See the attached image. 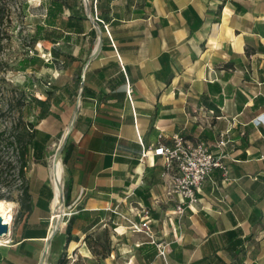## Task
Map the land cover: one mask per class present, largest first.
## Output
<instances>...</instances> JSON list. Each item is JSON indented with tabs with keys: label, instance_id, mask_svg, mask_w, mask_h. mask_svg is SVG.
Returning <instances> with one entry per match:
<instances>
[{
	"label": "crops",
	"instance_id": "obj_1",
	"mask_svg": "<svg viewBox=\"0 0 264 264\" xmlns=\"http://www.w3.org/2000/svg\"><path fill=\"white\" fill-rule=\"evenodd\" d=\"M87 3L73 0L47 21L48 3L37 25L75 72L55 100L73 108L62 154L71 215L63 213L45 263L264 264V127L255 121L264 118V0ZM176 134L216 156L227 141L226 176L214 170L181 215L179 198L165 195L162 158L140 161ZM41 173L18 204L0 264L42 262L54 195ZM129 214L147 223L165 259L126 228Z\"/></svg>",
	"mask_w": 264,
	"mask_h": 264
},
{
	"label": "rangeland",
	"instance_id": "obj_2",
	"mask_svg": "<svg viewBox=\"0 0 264 264\" xmlns=\"http://www.w3.org/2000/svg\"><path fill=\"white\" fill-rule=\"evenodd\" d=\"M48 3L49 0H0V199L14 203L11 229L20 218L18 208L25 199L22 191L29 188L31 193L38 172L42 171L44 173L41 175L46 176L48 158L53 156L59 139L73 117V108H66L55 100L60 85L65 88L62 93L67 94V85L75 81V72L64 68L59 47L51 46L47 40H39L47 39V32L35 38L36 26L42 21ZM22 60H31V66L21 69ZM47 96L50 100L49 116L37 129L51 138L44 150L43 160L35 163L30 159L22 180L17 173L18 153L26 142L23 126L26 113L24 111L21 120L22 107L17 104L23 98L27 103L30 98L45 100ZM64 147L58 151L62 167ZM46 182L49 184L48 179ZM62 190L63 213H66L63 180ZM66 218L62 216L61 221L65 223Z\"/></svg>",
	"mask_w": 264,
	"mask_h": 264
},
{
	"label": "built area",
	"instance_id": "obj_3",
	"mask_svg": "<svg viewBox=\"0 0 264 264\" xmlns=\"http://www.w3.org/2000/svg\"><path fill=\"white\" fill-rule=\"evenodd\" d=\"M256 125L264 127V118L259 116L255 119ZM227 141L221 140L216 144L220 150L219 155H214L207 144L203 142H192L186 140L179 134L173 136L172 144L169 146L157 144L148 146L147 150L142 154L140 161L148 155L162 158L167 181L165 185V195L168 198L177 196L180 204L175 207V213L183 214L185 207L190 208L197 202L199 194L204 182L210 180L214 170L223 171L224 176L227 174L226 167L222 163V158L227 156ZM157 203V201H155ZM185 206V207H184ZM64 215L70 216V212ZM126 223V228L134 233H143L152 243L157 245L158 255L165 259L166 252L161 243L154 238L151 228L146 222L136 223L133 221L131 214L122 216ZM7 246L10 239L3 242Z\"/></svg>",
	"mask_w": 264,
	"mask_h": 264
},
{
	"label": "trees",
	"instance_id": "obj_4",
	"mask_svg": "<svg viewBox=\"0 0 264 264\" xmlns=\"http://www.w3.org/2000/svg\"><path fill=\"white\" fill-rule=\"evenodd\" d=\"M73 0H49V4L46 8V19H54L61 14L64 9L71 10ZM49 26L51 24H48ZM47 32L46 38L52 35V31H49L43 27L36 26L35 38L38 39L40 33ZM20 65L21 69H26L31 66V60H22ZM49 96L45 100H39L37 98H30L26 103L25 98L22 102H18L17 105L22 107L19 118L22 120L24 117V111L26 113V119L24 120L25 138L26 142L21 146L18 153V176L24 180V172L28 167L29 160H33L35 163H40L43 160L44 150L50 141V135L42 133L37 129L38 124L49 115ZM25 194V190L22 191ZM4 200V199H1ZM67 235L69 234L68 227L66 228ZM68 239H70L68 237Z\"/></svg>",
	"mask_w": 264,
	"mask_h": 264
},
{
	"label": "bare ground",
	"instance_id": "obj_5",
	"mask_svg": "<svg viewBox=\"0 0 264 264\" xmlns=\"http://www.w3.org/2000/svg\"><path fill=\"white\" fill-rule=\"evenodd\" d=\"M69 129L71 126H68ZM68 128H66L61 136V138L58 141V146L56 149H54V154L49 160V164L47 166V179L49 181L50 187L53 191V199L50 204V209H51V216H50V225L49 229L47 231V234L45 238L43 239L45 246L48 238L52 233L55 231L59 230L63 222L61 221V218L63 216V198H62V173H63V167L61 164V160L59 158L58 151L61 149L62 142H63V137L64 135L69 131ZM13 212H14V203L6 200H1L0 199V218L3 221V224H6L9 229H11L12 223H13ZM10 233V232H9ZM5 244L2 242V239H0V246H4ZM48 251H44V253ZM44 253L41 258V263L40 264H46L45 259L46 255L44 257Z\"/></svg>",
	"mask_w": 264,
	"mask_h": 264
},
{
	"label": "water",
	"instance_id": "obj_6",
	"mask_svg": "<svg viewBox=\"0 0 264 264\" xmlns=\"http://www.w3.org/2000/svg\"><path fill=\"white\" fill-rule=\"evenodd\" d=\"M84 1V5L86 8H88V3H87V0H83ZM71 126V124H70ZM70 133V130L64 135L63 137V144L61 146V148L65 145L66 141H67V138H68V135ZM62 195H63V190H62ZM63 198V197H62ZM64 199V198H63ZM10 229L9 227L6 225V224H3V221L2 219L0 218V239H2V242L10 239ZM56 232V231H55ZM54 232V233H55ZM54 233H52L50 235V237L48 238L47 242H46V246H45V249L44 251H48V247H49V243H50V239L53 237ZM46 255V252L44 253V257Z\"/></svg>",
	"mask_w": 264,
	"mask_h": 264
}]
</instances>
